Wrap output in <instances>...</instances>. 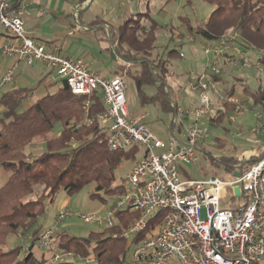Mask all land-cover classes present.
Segmentation results:
<instances>
[{"label": "built area", "instance_id": "obj_1", "mask_svg": "<svg viewBox=\"0 0 264 264\" xmlns=\"http://www.w3.org/2000/svg\"><path fill=\"white\" fill-rule=\"evenodd\" d=\"M25 13L26 9L15 5L13 0H0V23L17 40L0 44V53L15 59L0 78V90L14 81L21 62L29 66L41 62L56 70L57 78L66 80L74 94L91 95L100 90L106 107L86 121L96 120L106 126L109 148L135 145L143 148V154L124 179L123 191L104 208L85 212L74 211L67 205L57 212L55 224L44 229L36 241L37 250L51 253L44 264L72 260L94 264L93 253L83 257L58 249L56 233L69 217L100 229L112 228L122 223L123 216L118 213L126 211H136L139 216L121 228L122 237L133 243L124 264L264 263V155L229 180L216 175L187 179L181 173L182 164L193 166L198 162V145L210 136L211 130L203 120L214 107L212 93L219 101L235 104L237 114L247 110L243 94L227 97L214 80V76L223 74L224 53L228 50L240 53L235 47L238 33L229 31L203 47L209 56V67L188 80L189 89L198 92L200 103L192 110L175 108L176 121L183 120L188 113L193 120L183 141L175 137L166 140L148 125L146 114L131 116L127 70L106 78L86 60L46 48L28 34ZM180 54L184 56L183 52ZM86 105H90V100ZM255 115L253 131L264 127V112L255 111ZM235 187L240 188L239 195ZM223 201L235 205H223ZM157 214H162V219L151 225ZM145 231L146 236L135 241Z\"/></svg>", "mask_w": 264, "mask_h": 264}, {"label": "trees", "instance_id": "obj_2", "mask_svg": "<svg viewBox=\"0 0 264 264\" xmlns=\"http://www.w3.org/2000/svg\"><path fill=\"white\" fill-rule=\"evenodd\" d=\"M203 1L214 4V9L205 22L196 27L186 20L188 30L208 42L229 31L237 32L235 47L240 53L226 51L223 65L228 66L229 58L239 60L242 65L251 63L246 50L253 48L261 51L255 66L264 72V0ZM145 17L151 20L150 29L143 23ZM158 27L160 23L151 17L149 11L130 14L118 26L115 47L125 60L139 65L138 69H129L128 73L135 82L142 104H157L164 113H172L169 60L158 62L152 57L153 49L157 47ZM180 53L171 49L168 59L181 56ZM49 75L35 87L7 88L0 96L3 107L0 111V165L9 173L8 179L0 186V264H44L51 253L39 257L35 246L44 231L38 222L47 203L53 202L61 189L73 195L94 183L91 197L99 198L106 206L124 189L123 184H114L117 166L123 161L135 164L143 154L139 145L112 150L106 141V126L100 121H86L88 117L95 118L106 107L100 90L91 95L74 94L64 79L43 84ZM235 79L231 82L223 75L214 76L227 97L237 94L240 91L237 86H240L244 95L252 98L254 106L264 109V78L260 79L255 91L245 80ZM145 84L156 90L149 94L143 87ZM88 100L90 105L87 107ZM235 106L223 101V108L217 110L211 123L219 125L225 120L227 111L234 110ZM58 125L60 129L55 132ZM40 137L45 148L36 153L31 148ZM207 153L214 163L223 164L232 173L236 165L243 163L238 168L244 170L264 155L261 152L248 160H238L233 156L215 157ZM32 195L34 198H30ZM118 215L123 216L122 223L91 231L87 237L72 235L62 227L55 235V246L83 257L93 253L96 257L94 264H124L133 243L122 237L121 228L139 213L126 211ZM162 217L157 214L151 225ZM147 231L138 235L135 241L143 239ZM27 234L31 237L28 244L25 243ZM12 235H17L19 240L9 246L8 238ZM57 264L82 263L72 260Z\"/></svg>", "mask_w": 264, "mask_h": 264}, {"label": "rangeland", "instance_id": "obj_3", "mask_svg": "<svg viewBox=\"0 0 264 264\" xmlns=\"http://www.w3.org/2000/svg\"><path fill=\"white\" fill-rule=\"evenodd\" d=\"M122 6V12L129 11V14L125 15V18L130 14L137 12H147L149 11L151 17L156 19L160 23V27L157 28V47L153 49L152 57L158 59V62L161 60H169L167 67L169 70V86L172 89L171 98L174 100L176 94H180L181 97H186L190 94L188 89V80L195 75L206 71L209 67V56L204 51V46L209 42L199 35L190 32L188 30V22L194 27L205 22L211 11L214 9V4L205 2L203 0H125V3ZM134 6V7H133ZM133 7V9H132ZM143 23L147 28H151V20L148 17L143 19ZM171 49H177L180 52H183L184 56L174 55L172 58L168 59V52ZM106 52V53H105ZM99 55V58L96 60L93 68H101L105 70L114 71L117 67L116 59L112 56L110 50H107ZM246 56L251 63L247 65L240 64L239 60L228 59V66H224L222 62V70L224 77L228 78L231 82H234L236 79H242L247 82L252 91L257 90L260 84V79L264 78V72L257 68L255 64L257 63L258 58L261 56V51L257 49H247ZM151 57V58H152ZM105 61V62H104ZM251 64V65H250ZM139 65L134 64L130 70L138 69ZM48 72L52 71L56 73V70H53L52 67H47ZM127 81H128V90L132 92V95L138 100L139 95L136 92V85L131 77L130 73L127 71ZM238 85V84H237ZM218 89L224 94V91L218 84ZM144 89L149 94H152L156 90L152 85L145 84ZM240 91L238 93L242 94L240 86H237ZM237 93V94H238ZM234 95V94H233ZM244 95V93H243ZM140 99V97H139ZM243 101L246 103V107L243 113L237 114L234 110H228V117L225 118L222 125L215 126L209 125L211 130L210 136L207 139V146L216 154H235V147L232 146L233 142H243V138H254L257 134V131H253L251 128L256 124V115L255 111H262L261 106H254L253 100L247 94L243 96ZM221 101L220 103H222ZM218 105L219 103L216 102ZM151 105V104H150ZM250 105H253L254 108H251ZM140 104L135 105V108L140 107ZM152 106V105H151ZM149 104H146V109L148 111L147 118L149 117L148 125L157 132L160 136L167 138L168 133L165 132L170 125V113H164L159 105H154L156 113L158 112L157 117L152 112ZM247 113V114H246ZM244 115V116H243ZM235 117L233 118L231 117ZM242 116H248L249 120L245 123L246 126L250 128L246 129L242 125H239ZM157 118V119H156ZM251 121V123H250ZM157 126V127H156ZM240 126V127H239ZM60 125L55 129V132H58ZM45 148L43 145V139H37L35 144L31 149L35 150L36 153L41 152V149ZM141 147V146H139ZM143 150V148L141 147ZM207 163L206 154L201 152L199 153V165L205 166ZM132 161H123L120 163L116 170V180L115 185H122L124 179L130 173L133 167ZM217 167L214 171L217 176L222 179H231L234 178L232 172ZM220 171V172H219ZM9 173L3 169L0 165V186L8 179ZM95 188L94 183L86 185L79 192L68 195L63 189L59 190L53 202H48L46 210L43 215L39 217L38 225H41L43 230L47 227H50L55 224V219L57 212L65 207L69 206L74 211H99L105 207L101 200L98 198L93 199L91 197V192ZM105 196V194L102 192ZM230 194V188H227V195ZM34 198V195L30 196ZM111 200V199H110ZM238 201L240 199H237ZM111 202V201H110ZM109 202V203H110ZM108 203V204H109ZM107 204V205H108ZM223 205H235L234 203H226L223 201ZM68 233L72 235L87 237L91 231H99L97 225L87 224L83 221L75 218L69 217L64 221L63 226ZM19 238L17 235L9 236L8 244L12 246L17 243ZM25 243L28 244L31 240L29 234L26 235ZM129 255V253H128ZM127 255V256H128Z\"/></svg>", "mask_w": 264, "mask_h": 264}, {"label": "crops", "instance_id": "obj_4", "mask_svg": "<svg viewBox=\"0 0 264 264\" xmlns=\"http://www.w3.org/2000/svg\"><path fill=\"white\" fill-rule=\"evenodd\" d=\"M13 1L15 5L24 7L26 9L25 27L28 34L34 37L37 42L44 44L46 48L57 49L60 54L64 56L82 58L90 64V67L93 70L99 72L106 78L112 77L116 73L123 70L128 71L130 68H132V66H134L132 61L125 60L120 54L114 51L116 48L115 46L118 26L124 21L125 15L129 14V11L122 12L121 10L122 6H124L123 4L125 3V0ZM15 41L17 40L14 35L0 23V44H11ZM107 50H110L112 56L116 59L117 67L114 69V71L93 68V65H95L99 55ZM14 60L15 59L13 57L0 53V78L4 74L6 68L11 65ZM47 74L50 75L45 78L43 84H49L55 80H58L56 73L52 71L48 72L47 66L41 62L35 63L32 66L21 62L16 72L14 81L7 85L3 90H0V96L7 88L23 86L35 87L38 85V82ZM189 91L190 94L186 97H181L180 94H176L174 100L172 99L173 111L170 113V125L165 131L168 133V137L164 138L158 134L160 137L166 140H168L170 137H175L180 141L185 139L186 129L193 120V115L188 113L184 116L183 120L176 121L175 108L182 107L187 110H192L199 105L200 102L198 92L190 89ZM212 96L214 98V107L203 120L206 125H215L211 123V119L212 117L216 116L218 109L223 108V102L220 103L221 101L217 100V96L214 93H212ZM216 102L219 104L217 105ZM136 103L140 104L141 106L135 108ZM128 104L132 117L136 118L141 115L148 114V111L145 108L146 105L142 104L139 97L137 100L136 97L132 95L130 90H128ZM151 105L149 104V106ZM2 108L3 107L0 105V111ZM150 108L157 117L158 112L156 113L154 105H152ZM243 116L239 125H242L248 129L250 126H246L247 123L245 122L248 121L249 118L248 116ZM226 117H228V115ZM148 121L149 117L147 118V122ZM222 123L223 122L215 126H218L219 128ZM255 136L256 137L254 138H243V142L231 143L232 146L234 145L235 147V149H233L235 150L234 155L216 154L212 152L210 148H208L206 144L207 139L201 141L198 145V155L199 153L201 154V152L206 154V165H199V159L198 162L193 166L182 164V176L187 179H205L211 175L217 176V174L214 172L217 167H221V172L223 169H226L223 164L214 163L210 158L211 156L207 152H210L215 157L233 156L238 160H248L251 156H257L259 153L264 152V127L258 129ZM242 165L243 163L236 165L234 172H237L239 170L238 167H241ZM36 253L39 257H42L44 253L47 254V256L49 255V253L39 250H37Z\"/></svg>", "mask_w": 264, "mask_h": 264}, {"label": "water", "instance_id": "obj_5", "mask_svg": "<svg viewBox=\"0 0 264 264\" xmlns=\"http://www.w3.org/2000/svg\"><path fill=\"white\" fill-rule=\"evenodd\" d=\"M114 51H115L116 53L120 54L116 48L114 49ZM234 174H235V176H239L240 172L237 171V172H234ZM234 191H235V193H236L237 195L240 194V188H239V187H235V188H234Z\"/></svg>", "mask_w": 264, "mask_h": 264}]
</instances>
